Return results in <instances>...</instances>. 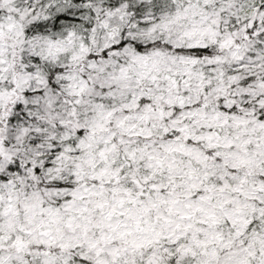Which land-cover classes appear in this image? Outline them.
I'll list each match as a JSON object with an SVG mask.
<instances>
[{
  "label": "snow or ice",
  "instance_id": "6c2138e0",
  "mask_svg": "<svg viewBox=\"0 0 264 264\" xmlns=\"http://www.w3.org/2000/svg\"><path fill=\"white\" fill-rule=\"evenodd\" d=\"M0 264H264V0H0Z\"/></svg>",
  "mask_w": 264,
  "mask_h": 264
}]
</instances>
